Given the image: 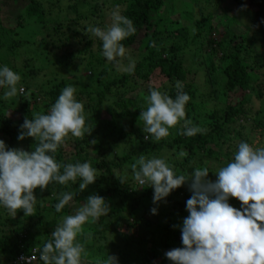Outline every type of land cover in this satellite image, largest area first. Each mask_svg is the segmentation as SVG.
I'll use <instances>...</instances> for the list:
<instances>
[{
  "label": "clouds",
  "instance_id": "1",
  "mask_svg": "<svg viewBox=\"0 0 264 264\" xmlns=\"http://www.w3.org/2000/svg\"><path fill=\"white\" fill-rule=\"evenodd\" d=\"M109 15V24L104 27L88 24L84 32L90 39L94 37L101 42V55L117 72L132 74L137 61L122 42L137 29L133 20L122 15L118 8ZM174 88V97L158 88L149 90L147 108L139 116L145 140L159 142L169 137L173 129L185 137L205 133L206 129L186 117L191 97L184 91L183 83L176 81ZM0 90H4L0 95L3 100L24 92L21 75L6 64L0 65ZM76 92L74 85L65 86L47 113L24 119L17 139L31 137L35 141L31 151L11 148L0 140V208L13 216L18 211L32 216L38 203L34 195L37 188L44 191L51 183L68 186L78 181L80 193L97 180L99 171L90 162L61 164L55 159L58 148L69 136L81 138L92 130L86 123L84 103L77 99ZM177 155L183 158L187 153L181 150ZM209 173L207 166L179 172L165 156L140 155L131 165L132 180L141 188L145 184L152 188L153 204L165 202L184 185L191 193L185 208L188 215L179 225L182 246L166 251L165 258L171 264H264V146L240 141L232 160L213 173L215 180L209 179ZM77 192H61L54 205L56 212L69 205ZM231 198L240 202L239 208L229 203ZM110 212L104 197L87 196L74 214L62 217L39 250V261L84 264L82 256L86 255V249L78 237L84 225L96 223ZM150 212L158 214L156 207ZM22 259L25 264H32L37 257ZM95 264H119V259L106 252Z\"/></svg>",
  "mask_w": 264,
  "mask_h": 264
},
{
  "label": "trees",
  "instance_id": "2",
  "mask_svg": "<svg viewBox=\"0 0 264 264\" xmlns=\"http://www.w3.org/2000/svg\"><path fill=\"white\" fill-rule=\"evenodd\" d=\"M172 1L115 0V3L113 2L115 5H123L125 7L122 15L132 19L137 29L133 36L128 37L122 42L128 52L131 51L133 53L132 57L137 61L135 70L132 74L122 73L115 77H113L115 70L113 65L110 68L111 70L103 68L98 71V66L105 65L106 60L100 52H96L98 55H96L97 59L95 60L97 62V68L93 60L89 64L91 67L87 68L92 69V72L89 70L90 76L96 79L100 89L98 92L84 89L82 94L89 100L85 106L89 112L86 123L93 131H96V129L97 131L102 130V137L92 139L91 137L85 136V138L77 139L74 142V151L68 157H66L67 151L65 149L66 139L64 144L55 153V159L58 162L61 164L75 163L76 161L90 162L101 172V177H98L97 181L108 185L109 176L114 173V169H121L124 162L129 161L133 156L137 158L140 155L148 157L167 156L171 162L175 158L178 159L177 154L183 150L187 153V156L183 157V161L179 162L178 165L182 168L183 173H188L193 167H196L195 163L197 161H199L198 166H200L204 164V159L214 162L232 160L233 154L237 150L239 139L240 141H246L256 146H264V81H262L264 79V53L259 52V54H254L258 40L252 36L243 39L241 44H235L228 47V50H222L221 59L225 63V67H223V74L226 79L225 95L228 98L230 93L239 91L242 94L245 93V99L243 101L236 106L228 105L225 113L217 111L209 117L205 122L206 124L202 126L206 129L203 135L197 134L194 137H185L177 134L167 140H161L159 142H153L151 138L149 140L144 139L146 135L143 131L144 125L139 124L134 118L133 113L130 111V103L132 101L127 99V96L142 87L138 80H142L145 83H152L151 77L156 73L160 79L166 80L168 85L164 86L163 89L155 85H152V88L167 91L172 97L176 94V89L174 88L175 82L181 81L183 83L184 91L191 97L186 105V117L191 120H197V117L191 115L193 113L191 111V108L193 110L191 105L196 94L195 86L189 82L188 77L191 73L185 67L183 57L179 55L183 49L177 43L169 44L171 39L187 41L189 31L184 27L176 31L168 32L165 31L164 27V24L168 22L163 16V9ZM232 1L240 9H242V5H246V8H243V10L252 7H261L262 5V0ZM8 3H13L14 5L22 3L25 7L24 15L18 16V26L20 28L26 26L25 20H34V23L39 26L41 33L45 34L44 37L42 36L33 45L41 49L38 53L45 60L50 61L49 55L52 54L49 49L50 45L53 47L56 45L58 50L62 51V59L69 63L77 61L82 54H95V52H91V46L94 44L101 51V42L94 37L90 39L84 32L88 24L102 27L101 21L103 19L99 15L101 9L98 5L94 7L90 15H82L78 14L79 3L75 2L70 9L76 14V18H65V20L61 19L50 24L46 20V11L41 0H0L1 6L3 4L5 5L3 7H7ZM211 20H213V14L209 13L198 23V37L203 35L204 31L202 26L207 21L211 24ZM50 28L51 33H49ZM13 32L15 31H12L11 34ZM2 39L0 40V49L6 52L11 50L15 52L29 44V41L25 39L13 40L11 41L12 43L8 42V40L3 43L2 41L5 40L4 38ZM144 39L146 40L144 50H134L135 45ZM73 40H77L75 44L71 43ZM213 44L214 41L209 40V45ZM7 55H4V57ZM93 56L91 55V57ZM4 64L10 67L8 62L5 61ZM212 71L215 72L216 69L213 68ZM18 73L21 75V84L24 88V93L22 95L19 94L18 99L22 102L23 108L25 109V113L22 114L20 121L18 122L14 117H11L8 114V109L6 107L2 108L0 104V135L9 138L11 144L15 143L24 119L26 117L31 118L32 103H38L37 106H41L45 110V113H47L61 92L59 87H55L50 92H37L33 89L34 84L32 83L36 73L33 70H25ZM249 94H256V99H252L251 96L248 98L247 96ZM106 100L110 103L106 111H104L102 105ZM260 101L263 102L260 108L252 112L251 106L253 103ZM104 113H108L110 118H103ZM119 122H122V124L118 125ZM28 141V146L31 148V142L29 139ZM134 141L138 142L139 147L136 151H132L131 155L119 158L118 161H112L109 158L108 150L119 147L120 142L132 143ZM92 146L96 149L95 153L97 157H101L100 159H95V162L90 159V149ZM9 147L13 148L12 145ZM127 187L128 190L126 191L108 187L106 192H99L97 195L104 197L109 203L110 208H112L114 198H122L123 196L128 203L135 206L140 204L145 197L153 196L152 189L147 188V190L134 192L131 188L132 183H128ZM64 191L77 192V190H71L69 185L62 186L58 183H51L44 191H41L39 188L34 190V195L37 197L38 203L35 206L32 216H25V221L31 218L37 219L36 224L41 226L43 223L42 212L46 211L42 205L45 203L50 205L47 211L53 214L56 219L62 217L70 210V204L59 213L56 212L54 205L58 202V195ZM175 192H177V189ZM93 194L94 192L89 190L80 193L77 192L74 195L73 202L83 204L87 196ZM186 197L187 199L190 197L189 192H186ZM166 199L172 204H178L170 195ZM183 209L185 207L182 208L180 215L186 217L188 213L184 212ZM132 210L136 218L132 220V223H129L122 215L111 212L106 217H100L98 222L104 223L107 219H110L111 221L106 224V227L111 228L114 232L121 231L124 224L126 228H132L139 232V229L147 224V222L135 215V208H132ZM16 215L20 217L24 216V213L23 211H18ZM24 222V225H20L19 223L13 224L8 218V213L4 209L0 210V253H9L10 255V258L6 259L2 264L16 261L21 254L29 256L32 254L33 249H37L39 254V250L46 241H41L38 236L31 233L32 225L29 226L28 223ZM22 226L24 227L22 228ZM2 227L4 229L1 230ZM53 231L52 229L48 230V236ZM174 234V247L172 248L181 247L179 227L174 230ZM130 237L131 235L125 233L124 239L127 244L129 243ZM137 243L142 246L140 250L128 248V251L121 250L119 254L115 255L119 259V264H146L144 259L147 258L145 249L147 242L138 241ZM166 245L169 246V244ZM128 246L134 247L132 243H129ZM101 251L102 249L95 248L91 251L90 258L95 259L94 262H96L99 254H102ZM162 251L163 247L160 242L153 243L150 251L153 255L152 264H159L162 261V258H164ZM164 260L170 262L166 258ZM38 264H42V262L40 261Z\"/></svg>",
  "mask_w": 264,
  "mask_h": 264
},
{
  "label": "rangeland",
  "instance_id": "3",
  "mask_svg": "<svg viewBox=\"0 0 264 264\" xmlns=\"http://www.w3.org/2000/svg\"><path fill=\"white\" fill-rule=\"evenodd\" d=\"M41 2L43 3L46 11V20L47 22H50V24L61 19L65 20V18H76V14L72 9H70L75 2L79 3L78 14L82 15H90L94 7L98 5L101 9L99 15L103 19L101 21L102 27L111 22L109 14L113 9L118 8L121 14L125 9L123 5H115V0H41ZM3 6L5 5L3 4ZM3 6L0 4V40L4 38L5 41H2L3 43L7 42V40L12 43L11 41L13 40L25 39L29 41V44L15 52L12 50L6 52L1 51L0 49V65H5L4 62L6 61L16 72L33 70L36 73L32 80V83L34 84L33 89L37 92H50L54 90L55 87H59V90L61 91L67 85H74L77 89V99L81 100L84 103V106H86L89 100L84 94H82V91L84 89H88L98 92L100 89L96 79H93L90 76V71L92 72V69L87 68L91 67L89 65L91 60L95 62V67L97 66V62L95 61L98 56L97 53H101L98 46L95 44L91 46V52H95V54L90 53L92 56L94 55L93 57H91L90 54H82L77 61L69 63L62 59V51L58 50L56 45L54 47L50 45L49 49L52 53L49 55L50 61L45 60L38 53L41 49L33 46L36 41L40 40L41 37H44L45 35L44 33H41L39 26L34 23V20H25L26 26L23 28L18 26V16L24 15L25 13V7L23 4L19 3L14 5L13 3H8L7 7ZM209 13L213 14V20H211V24L207 21L202 26L204 31L203 35L198 37V23H200ZM163 16L168 22L164 24L165 31H176L184 27H186L189 31L187 41L171 39L169 44L177 43L183 49L179 55L183 57L185 67L191 73L188 77L189 82L194 84L196 91L195 98L193 99L191 105V107H193V110L191 108V111H193L191 115L197 117V120H192V122L193 124L202 127L206 124V120L217 111L225 113L228 105L236 106L245 99V93L242 94L239 91L230 93L228 98L225 95L226 79L223 74V67H225V63L221 59L222 50L235 44H241L243 39L252 36L258 40L254 54H259V52L264 53V0H262L261 7H252L245 10L236 6L232 0H173L171 3H168L166 7H164ZM12 31L15 32L11 34ZM51 32L50 28L49 33ZM209 40H213L214 44L209 45ZM76 41L77 40H73L71 43L75 44ZM145 43V39L142 40V42H138L137 45H135L134 50H144ZM6 54L8 55L5 56V58L4 55ZM128 54L132 56L133 53L129 51ZM124 62L127 63V60ZM111 67L112 64L105 61V65L98 66V71L103 68L111 70ZM213 68L216 69L215 72L212 71ZM122 73L123 72H117L114 70L113 77L119 76ZM151 80L154 83H145L142 82V80H138L142 87L127 96V99L132 101L130 103V111L133 113L136 121L142 125L143 121L139 120V116L141 110H146L147 108L146 97L149 90L152 88V85L161 87V89L168 85V82L160 79V77L157 76V73L151 77ZM262 81H264V79ZM3 91L4 90H0V95H2ZM23 93L24 92L19 94L22 95ZM19 94L16 97L9 98L7 100L0 99L2 108L6 107L8 109V114L11 117H14V119L18 122L20 121L22 114L25 113V109L23 108L24 106L18 99ZM249 96L255 100L257 95L249 94L247 97L249 98ZM109 103L110 102L107 100L104 101V104L102 105L104 111H106ZM262 103V101L253 103L251 106L252 112L259 109ZM37 105L38 103H32L31 118L36 113H45V110L41 106L39 107ZM86 109L87 108H85V111L88 116L89 112ZM103 118L109 119L110 117L108 116V113H104ZM121 124L122 122L118 123V125ZM101 131L102 130L97 131V129L96 131L92 130L89 135L85 134L81 138L69 136L65 144V149L67 151L66 157L73 153L74 142L77 139L85 138V136L91 137L92 139H99L102 137ZM175 135H177L176 130L173 129L171 130L169 137L162 140H167ZM28 139L30 140V145L32 146L35 141L31 137H27L23 141L16 139L15 143L11 144L9 138L0 135V140H3L7 146L12 145L13 148H22L25 151H31L32 148H29L28 146ZM239 142L240 139L238 143ZM138 147L139 144L136 141L132 143L120 142L119 147L108 150V156L112 161H118L119 158L131 155V152L136 151ZM90 150L91 161L94 160L93 162H95V159L101 158L97 157L94 146H92ZM136 159L137 157L133 156L129 161L124 162L121 169L115 168L114 173L109 176L108 185L100 183L96 180L92 185H89L86 190L93 191L94 194H98L99 192L104 193L108 187L126 191L128 190V183H132L131 188L134 192H137L138 190H147V188L152 189L148 184H145L143 188H141V186L137 185L132 180L131 165L136 162ZM181 161H183L182 158H175L169 162L173 164L179 172H182V168L178 165ZM229 161L214 162L204 159V164L200 166H207L210 171L209 179L215 180V175L213 173L217 171L219 167L226 165ZM198 162L199 161L195 163L196 167L199 164ZM98 177H101V172H98ZM69 187L71 190H77L78 181L75 184L70 183ZM175 191L176 190H174V193H171L170 196L176 200L178 203L177 205L172 204L168 199H166L165 202H160L158 205L153 204L152 196L145 197L140 204L135 206L128 203L123 196L122 198H114L111 213H118V215H122L126 220H128L129 223H132V220L136 219L132 210V208H135V215L144 219L147 224L143 225L139 229V232L138 230L132 228H126L125 224L121 231L114 232L111 228L106 227V224L111 221L110 219H107L104 223H99L98 221L96 223H87L84 225L83 231L78 237L86 249V255L82 256L84 264H92V262L95 264V259H92L89 256L91 251L95 248L102 249V254H99V258H103L106 252L111 255H117L121 250L128 251L131 248L140 250L142 246L137 243L138 241L147 242V247L145 248L147 258L144 259L146 264H152L153 255L150 251L153 243L155 242L161 243L163 247L162 255L165 258L164 253L174 247V230L179 227L178 225L182 224L184 217L183 215H180V212L183 207L186 208V192H189L187 185L181 186L177 189V192ZM229 203L234 207H240V202L235 198H231ZM81 206L82 204L71 201L70 210L63 216L74 214ZM42 207L45 208L46 211L42 212L43 223L41 226L36 224L37 219L31 218L30 220L27 219L25 221V216H13L4 208H0V210L4 209L8 213V218L13 224L19 223L21 225L25 221L24 223H28L29 226L32 225L33 228L31 233L38 236L41 241H45L49 237L47 231L51 229L54 230L55 226L62 222L63 216L56 219L53 214H50L47 211L50 207L48 203L43 204ZM153 207L157 208V215L151 214L150 210ZM183 211L186 212L185 209H183ZM23 227L24 226H22V228ZM2 229L4 228L2 227L1 230ZM125 233L131 235L129 243H132L134 247L128 246L129 243H126L124 239ZM179 241L181 243V237L179 238ZM166 244H169V246ZM9 258V253H0V264ZM164 258H162V261H160L159 264H170V262L165 261Z\"/></svg>",
  "mask_w": 264,
  "mask_h": 264
},
{
  "label": "built area",
  "instance_id": "4",
  "mask_svg": "<svg viewBox=\"0 0 264 264\" xmlns=\"http://www.w3.org/2000/svg\"><path fill=\"white\" fill-rule=\"evenodd\" d=\"M35 255L37 257V260L35 262H32V264H38L40 261L38 259L39 254H38V250L37 249H33L32 254L29 256ZM23 257H28V255L25 254H21L16 261L12 262V263H8V264H25V261L22 259Z\"/></svg>",
  "mask_w": 264,
  "mask_h": 264
}]
</instances>
